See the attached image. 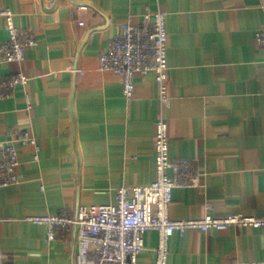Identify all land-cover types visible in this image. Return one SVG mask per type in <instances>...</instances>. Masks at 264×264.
<instances>
[{
  "label": "crops",
  "instance_id": "crops-1",
  "mask_svg": "<svg viewBox=\"0 0 264 264\" xmlns=\"http://www.w3.org/2000/svg\"><path fill=\"white\" fill-rule=\"evenodd\" d=\"M0 8L38 40L24 63L0 52V79L30 77L0 99V142L16 129L39 147L16 141L20 182L0 188V264H72L75 236L49 241L47 227L29 218L74 216L80 206L116 203L122 186L154 182L163 112L173 157L200 173L199 185L174 189L171 218L264 217V50L256 41L264 0H0ZM159 9L170 33L165 110L154 73L137 78L129 100L120 77L100 66L123 24ZM7 39L0 16V48ZM157 245L150 231L139 264L155 262ZM170 248L169 264L264 262V227L189 230Z\"/></svg>",
  "mask_w": 264,
  "mask_h": 264
},
{
  "label": "built area",
  "instance_id": "built-area-1",
  "mask_svg": "<svg viewBox=\"0 0 264 264\" xmlns=\"http://www.w3.org/2000/svg\"><path fill=\"white\" fill-rule=\"evenodd\" d=\"M0 16L5 18L8 31V39L0 48L2 60L24 63L27 50L38 43L37 36L30 30L18 28L14 13L9 8H0ZM169 40L167 13L160 9L154 12L148 10L141 22L122 25V32L100 56L101 69L120 77L124 94L129 100L134 97L137 78L154 73L165 110L171 102L168 87ZM256 41L264 50V28L256 33ZM29 81L30 77L24 71L0 79V99L11 96ZM28 101L31 105L30 98ZM10 135L11 139L0 142V188L20 182L21 149L16 141L22 146L32 145L39 150L37 140L30 132L20 133L12 129ZM155 163L157 179L151 184L122 186L114 204L80 206L74 216L62 212L31 217L29 221L47 227L49 241L56 240L61 232L66 237L73 234L78 249L72 264H139V257L146 250V235L150 231L158 233L153 264H169L170 241L174 235H184L189 230L208 232L234 226L264 227V217L254 215L207 214L200 219L171 218L174 189L199 185L200 173L192 160L173 157L170 122L164 112L156 122Z\"/></svg>",
  "mask_w": 264,
  "mask_h": 264
}]
</instances>
